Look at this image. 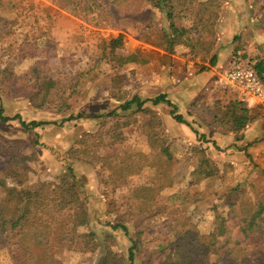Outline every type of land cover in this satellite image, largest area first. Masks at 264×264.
Returning a JSON list of instances; mask_svg holds the SVG:
<instances>
[{"label":"rangeland","instance_id":"obj_1","mask_svg":"<svg viewBox=\"0 0 264 264\" xmlns=\"http://www.w3.org/2000/svg\"><path fill=\"white\" fill-rule=\"evenodd\" d=\"M220 2L230 23L219 29L218 44L238 49L228 54L223 65L209 69L205 95L194 102L186 97L171 100L191 126L173 120L166 104H147L162 121L164 144L173 156L168 160L150 147V116L135 113L129 118L119 109L126 100L164 94L174 69L185 68L176 58L187 55L183 45L168 53L142 42L153 10L148 0H92L93 13L81 0H0V109L5 117L18 114L27 123H50L25 129L18 120H0V144L19 161L15 164L0 152V178L18 188L35 189L43 182L58 183L68 167L73 168L89 213L88 225L78 232H94L98 243L91 252L80 238L74 242L69 236L60 240L52 236L48 247L29 240L27 247L41 259L40 264H97L111 236V249L120 257L126 259L137 240L140 252L135 264L149 258L156 264L175 249L180 230L211 231L215 217L228 212L223 197L228 191L238 186L248 200L264 188L259 169H264V105L247 106L252 110L250 123L240 138L204 120L197 122L202 121L198 120L202 108L207 111L216 103L227 105L236 99L213 87L219 72L235 61L254 65L264 57V0ZM237 16L241 20L235 25ZM157 17L158 25L150 31L152 40L163 26ZM119 34L125 37V47L116 54L138 53L136 63L119 67L112 54L104 56L102 41ZM236 35L241 43H234ZM197 66L199 71L208 65ZM117 75L122 79L115 83ZM37 76L57 81L69 106L64 108L66 113L58 112V101L43 106L42 98L35 95L43 83L35 88ZM71 115L81 117L65 121ZM197 148L211 159L214 177L198 180L195 176L200 161ZM117 224L125 225L129 235L113 230ZM227 224L233 237L242 240L238 218L231 215ZM19 237L9 236L0 251V264L22 263ZM201 264L222 263L208 255ZM258 264H264L263 254Z\"/></svg>","mask_w":264,"mask_h":264},{"label":"trees","instance_id":"obj_2","mask_svg":"<svg viewBox=\"0 0 264 264\" xmlns=\"http://www.w3.org/2000/svg\"><path fill=\"white\" fill-rule=\"evenodd\" d=\"M81 1L87 6L88 12H95L96 9L92 5V0ZM148 1L153 10L149 26L142 36V42L168 53H173L175 47L183 45L188 49L189 56L193 60L208 63V66L202 67L201 71H207L210 67H217L219 62L218 53L224 46H217L219 32L217 27L222 11L221 0ZM183 5L185 9H183ZM195 5H197L196 10L193 9ZM186 6H189V8H186ZM183 14L185 20L181 21ZM155 17L161 18L163 26L157 32L155 39L152 40L150 31L153 25H158ZM186 21H190V25L184 24ZM206 35H212L213 39L206 40ZM233 41L234 43L239 42L240 36H234ZM102 42L104 56L108 53L112 54V60L116 62L117 66L123 67L138 61V53L128 56H118L116 54L118 50L125 47L123 34ZM236 49L238 47L234 46L233 51H236ZM235 63L238 62L235 61ZM248 65L255 70L264 82V57L259 58L254 65L251 62ZM3 77H5V74ZM45 78L36 77L35 88L41 82L43 83L42 88L35 95L42 98L43 106L51 100L58 101L56 103L59 109L58 112L66 113L64 108H69V106L64 100L63 91L57 81ZM121 79V76L117 75L114 81L116 83ZM147 104H151L153 107L166 104L170 108V116L173 120L187 126H191V124L188 123L183 114L179 112L178 107L168 99L166 94H160L145 100L135 97L132 100H126L119 106L120 110L128 112L129 118L134 116L135 113L150 116L148 121L151 130L149 135L150 147L166 159L172 160L173 156L164 144V130L160 116ZM251 112V108L235 99L227 105L216 103L214 106L209 107L207 111L202 108L198 114L204 122L206 121L210 125L221 128L225 133L240 138L242 130L250 123ZM113 113L116 114L115 111L111 114ZM79 117L81 116L71 115L65 121H72ZM0 120L3 122L18 120L25 129L50 124L49 122L38 121L27 123L18 114L13 117H5L3 109H0ZM195 133L198 134L196 131ZM17 143L20 142L14 144ZM0 152L9 159L11 158L13 163L19 162L7 146L0 144ZM196 152L200 157L199 166L194 173L197 179L214 177L216 172L211 159L206 156L205 151L201 148H197ZM259 169L264 177V169ZM67 170L68 172L60 177L58 183L43 182L35 189L18 188L9 184L6 178H0V251L8 245L9 236L12 234L20 236L24 248V260L21 264H40L39 260L41 259L38 260L37 255L29 250L27 242L32 240L48 247L52 236H55L56 240H60L63 236H69L74 242L77 238H80L84 249L91 252L96 251L98 243L95 233L80 234L78 232L79 227L88 225L89 213L82 200L80 184L74 169L68 167ZM242 192L244 194V191L236 186L223 196L227 198L228 212L226 215L215 217L212 229L208 234H202L196 231L194 227L180 230L174 242L175 249L167 252L165 258L156 264H201V260L208 255L216 257L222 264L260 263L261 255H264V188L260 192L254 191V197L248 200L243 199ZM231 215L238 218L241 224L242 240L233 237V232L227 224ZM112 229H120L127 236L129 235V230L125 225L117 224L112 226ZM112 239V236L106 238L109 246H107L106 253L99 259L97 264H135L136 254L140 252L139 242L137 240L133 241L128 250V256L124 259L111 249L110 242ZM150 260V258L145 259L143 264H152Z\"/></svg>","mask_w":264,"mask_h":264},{"label":"crops","instance_id":"obj_3","mask_svg":"<svg viewBox=\"0 0 264 264\" xmlns=\"http://www.w3.org/2000/svg\"><path fill=\"white\" fill-rule=\"evenodd\" d=\"M200 1H205V0H200ZM224 7H222V11L220 14V18H219V24L217 27V30L220 29L223 30L222 28L225 27V24H229L230 20H228L229 22H227L226 20V15H225V11H224ZM238 18H235L233 20V24H237L241 18H239L240 16H237ZM206 37V36H205ZM217 43H219V38L217 40ZM219 47V44L217 45ZM222 46V45H221ZM234 50V46L233 45H228L226 46H222V49L219 50V62L217 67H219L220 65H223L226 61V59L228 58V54L232 53ZM230 51V52H229ZM185 52V51H184ZM186 56H183L182 58H180L179 56L176 58L180 59V61L178 63L185 65V68H183L181 65L179 66V69H174V74L173 76H169L168 78V82L170 83V88L167 90V92H165L164 94H168V99L171 101L173 99H176V97H178L179 99H181L182 97H186L188 99V101H192L194 102L196 100V98L198 96H203L205 95L206 89H207V79L209 77V69H215L216 67H210L207 71H201L197 69V64H205L208 65V63L205 62H201L200 60H193L189 55H188V50L186 49ZM197 69V70H196ZM186 70H188V72H186ZM196 97V98H195ZM172 102V101H171ZM173 103V102H172ZM177 105V103H174ZM182 109V113L184 112V109ZM193 118L194 123H196V119H198L196 116H191ZM198 120H202V121H197L199 122V124L201 122H203V118H200ZM196 125H198L196 123ZM199 127V125H198ZM242 136V135H241Z\"/></svg>","mask_w":264,"mask_h":264},{"label":"built area","instance_id":"obj_4","mask_svg":"<svg viewBox=\"0 0 264 264\" xmlns=\"http://www.w3.org/2000/svg\"><path fill=\"white\" fill-rule=\"evenodd\" d=\"M213 87L234 94L246 106L264 105V82L249 65L235 63L219 72L213 80Z\"/></svg>","mask_w":264,"mask_h":264}]
</instances>
